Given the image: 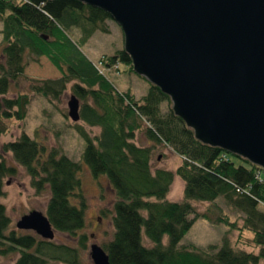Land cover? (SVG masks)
<instances>
[{
	"label": "trees",
	"instance_id": "1",
	"mask_svg": "<svg viewBox=\"0 0 264 264\" xmlns=\"http://www.w3.org/2000/svg\"><path fill=\"white\" fill-rule=\"evenodd\" d=\"M2 51L0 65V118L23 119L25 103L21 98L8 99L12 82L25 71L24 56H47L62 73L58 79L45 80L35 87L37 93L58 99L73 83L72 90L85 101L81 121L99 127L94 138L76 126L86 142L82 162L94 178L105 177L116 195L110 211L114 228L112 239L101 247L111 264H260L264 260V171L249 161L217 147L198 141L171 107L161 90L150 85L142 103L120 92L87 57L81 47L110 15L78 0H0ZM81 32L74 41L69 30ZM47 37V39H45ZM116 63L132 66L124 50L108 58L105 66ZM25 100V99H24ZM91 101L90 103L88 101ZM143 122L147 126H143ZM145 129L148 141L165 145L180 156L175 172L152 168L153 149L136 143V134ZM3 128L0 126V137ZM2 150L24 167L37 193L48 188L46 215L53 228L76 241L66 243L44 240L33 233L11 229L6 207L0 202V256L19 252L16 264H83L81 251L89 240L86 228V201L82 194V162L45 148L26 134ZM16 173L0 156V198L4 178ZM178 176L184 182L180 202L168 200ZM244 214V228L253 232L259 254L238 251L226 241L217 251L195 246H179L198 218L193 202H216ZM168 236V243H164ZM147 240L151 245L147 244Z\"/></svg>",
	"mask_w": 264,
	"mask_h": 264
},
{
	"label": "water",
	"instance_id": "2",
	"mask_svg": "<svg viewBox=\"0 0 264 264\" xmlns=\"http://www.w3.org/2000/svg\"><path fill=\"white\" fill-rule=\"evenodd\" d=\"M78 1L119 25L133 71L170 98L198 141L264 171V0ZM68 109L79 122L77 96ZM16 227L55 239L47 215L37 210ZM90 257L111 264L98 244Z\"/></svg>",
	"mask_w": 264,
	"mask_h": 264
},
{
	"label": "rangeland",
	"instance_id": "3",
	"mask_svg": "<svg viewBox=\"0 0 264 264\" xmlns=\"http://www.w3.org/2000/svg\"><path fill=\"white\" fill-rule=\"evenodd\" d=\"M103 26L105 30H96L81 47L82 51L120 92L129 93L136 102L142 103L151 84L144 77L137 75L132 66L122 63H116L110 68L105 66L109 57L115 55L117 51L123 50L124 36L121 28L113 19L105 21ZM2 28V17L0 16V65L4 64L2 51L5 47ZM68 33L74 41H79L81 38V32L76 28H72ZM24 63L23 75L11 83L9 92L5 95L8 99L19 97L23 100L25 103L23 119L0 118V126L3 128V134L0 137V156L16 170L14 175L4 178V195L0 198V202L6 207L11 220V229L37 235L33 231L17 229L16 224L23 215L33 210L46 215L49 190L47 188L37 193L26 169L14 161L12 153L3 151L2 146L15 142L26 134L45 148L44 158L52 150H55L76 162H82L86 142L76 126H81L93 138L100 134V128L90 127L81 120L77 123L73 122L69 117L68 102L71 96H77L72 90L73 83L67 86L66 91L58 99L46 97L35 91V87L39 83L62 76L49 57H37L27 51ZM79 100L82 106L85 101L80 98ZM168 107L172 108V103L161 105L163 112ZM143 126L146 127L147 123L143 122ZM144 131L145 129L137 132L136 143L152 147L153 170L165 169L175 172L182 162L180 156L163 144L157 145L148 141ZM80 179L82 194L87 205L84 232L89 237L87 248L82 249L81 257L83 264H93L90 257V246L92 244L102 246L113 237L114 228L111 214L110 212L103 214V212L112 209L116 195L107 179L105 177L94 178L84 162H82ZM183 196L184 182L180 177L175 176L167 198L171 202H180L183 200ZM193 205L198 213L206 214L207 218H198L179 246H195L202 250L214 246V250L217 251L228 241L238 251L259 254L260 248L255 244L253 232L244 228L242 212L226 205L223 198H218L213 203L193 202ZM260 206L264 209V205L260 204ZM168 240V236H165L164 243H168ZM53 241L76 245L73 238L58 231L55 232ZM147 244L151 245L148 240ZM19 257L18 251L0 256V264H16ZM50 264L61 263L51 262ZM260 264H264V260H261Z\"/></svg>",
	"mask_w": 264,
	"mask_h": 264
},
{
	"label": "built area",
	"instance_id": "4",
	"mask_svg": "<svg viewBox=\"0 0 264 264\" xmlns=\"http://www.w3.org/2000/svg\"><path fill=\"white\" fill-rule=\"evenodd\" d=\"M24 1H26V0H24Z\"/></svg>",
	"mask_w": 264,
	"mask_h": 264
}]
</instances>
